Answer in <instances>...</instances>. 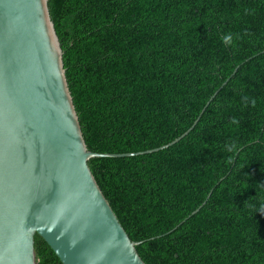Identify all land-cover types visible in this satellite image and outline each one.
I'll use <instances>...</instances> for the list:
<instances>
[{"label":"trees","instance_id":"16d2710c","mask_svg":"<svg viewBox=\"0 0 264 264\" xmlns=\"http://www.w3.org/2000/svg\"><path fill=\"white\" fill-rule=\"evenodd\" d=\"M49 6L89 150L187 133L89 162L146 264H264V0Z\"/></svg>","mask_w":264,"mask_h":264},{"label":"water","instance_id":"95a60500","mask_svg":"<svg viewBox=\"0 0 264 264\" xmlns=\"http://www.w3.org/2000/svg\"><path fill=\"white\" fill-rule=\"evenodd\" d=\"M185 135L89 150L49 0H0V264H38L36 235L63 264H146L89 162Z\"/></svg>","mask_w":264,"mask_h":264},{"label":"clouds","instance_id":"9594fccd","mask_svg":"<svg viewBox=\"0 0 264 264\" xmlns=\"http://www.w3.org/2000/svg\"><path fill=\"white\" fill-rule=\"evenodd\" d=\"M254 103V102H253ZM235 122V121H234Z\"/></svg>","mask_w":264,"mask_h":264}]
</instances>
